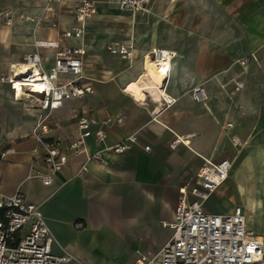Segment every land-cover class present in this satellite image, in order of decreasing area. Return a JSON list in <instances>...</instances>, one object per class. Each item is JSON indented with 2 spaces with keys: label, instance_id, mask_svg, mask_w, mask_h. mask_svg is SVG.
<instances>
[{
  "label": "crops",
  "instance_id": "1",
  "mask_svg": "<svg viewBox=\"0 0 264 264\" xmlns=\"http://www.w3.org/2000/svg\"><path fill=\"white\" fill-rule=\"evenodd\" d=\"M95 1L97 13L77 39L61 37L77 24L71 0L53 2L49 20L39 27L28 18L40 15L47 0H0V13L6 6L14 10L10 26L0 15V76L29 67L32 54L41 69H50L55 50L36 47L35 38L86 44L82 82L92 92L43 112L50 127L45 140L74 139L80 116L92 117L94 129L107 114L126 116L120 124L102 125L104 143L87 138L88 150H101L105 162L91 160L87 171L76 175L84 156H71L44 185L31 175L46 171L44 151L32 136L40 110L15 99L10 84L0 81L2 191L19 189L39 204L54 237L53 253L72 257L65 264H130L138 255L152 257L170 238L166 224L173 221L179 189L196 181L204 159L229 158V174L204 208L230 213L240 205L247 226L264 240V0H149L134 14ZM128 41L134 44L131 58L106 49ZM154 48L172 55L158 87L150 84L145 67ZM70 78L60 75V80ZM237 81L243 86L231 94ZM194 86L203 88L204 101L192 98ZM165 95L176 100L162 107ZM228 121L232 128L225 127ZM231 133L245 140L238 150L229 141ZM129 134L138 139L131 149H104ZM176 136L182 142L170 148ZM77 221L83 226L76 227Z\"/></svg>",
  "mask_w": 264,
  "mask_h": 264
},
{
  "label": "built area",
  "instance_id": "2",
  "mask_svg": "<svg viewBox=\"0 0 264 264\" xmlns=\"http://www.w3.org/2000/svg\"><path fill=\"white\" fill-rule=\"evenodd\" d=\"M60 1L62 0H47L43 12L28 19L35 27L41 26L44 21L49 20L51 4ZM71 1V11L77 24L64 30L61 37L81 39L85 22L97 13V3L95 0ZM106 2L120 11L134 14L145 10L149 0ZM0 15L3 25H12L14 10L11 6L4 7ZM50 25L56 27L57 22L53 20ZM34 45L55 50L54 62L50 69H41L37 55L32 54L28 57L31 62L28 68L2 75L0 81L10 84L15 99H22L40 110L32 136L44 151L42 161L46 165V171H37L31 175L38 177L42 184L49 185L53 182L54 173L60 170L71 156H84V162L76 171V175H83L87 171V163L91 160L105 162L101 150H88L87 138L93 137L96 142L104 143L107 133L102 125L120 124L126 116L122 112L107 114L97 129L93 128L96 121L92 117L80 116L74 139L67 143L45 140L43 134L48 132L50 127L44 121L43 112L59 108L65 100L92 92V87L89 83L82 82L86 49L83 41L78 46H70L61 44L59 40L35 38ZM106 49L113 55L131 58L134 44L131 41L109 43ZM159 54L161 58L166 55L170 60L172 58L167 52L155 48L149 57L156 58ZM61 74H70L72 78L60 80ZM242 86L241 82H235L230 93L234 94ZM190 94L197 102L206 98L200 86L192 87ZM175 100V97L163 96L162 107L169 106ZM225 127L232 128L233 123L228 121ZM229 141L237 150L245 144V140L236 133L229 135ZM180 142L181 137L176 136L169 146L175 148ZM137 143L136 135L129 134L120 142L107 145L104 149L122 153ZM144 149L149 150L150 147L144 146ZM232 164L233 160L229 158L216 162L204 159L196 173V181L186 182L179 189L181 196L175 207L173 221L166 224L172 230L170 238L152 257L138 255L130 264H264V240L247 226L240 205L235 206L230 213H213L204 208V202L227 178ZM75 226L82 227L83 223L77 221ZM53 243L54 237L39 204L29 202L19 189L12 194H6L0 186V264H65L72 260L68 254L55 255L52 251Z\"/></svg>",
  "mask_w": 264,
  "mask_h": 264
},
{
  "label": "bare ground",
  "instance_id": "3",
  "mask_svg": "<svg viewBox=\"0 0 264 264\" xmlns=\"http://www.w3.org/2000/svg\"><path fill=\"white\" fill-rule=\"evenodd\" d=\"M146 76L150 80V84L158 87L164 76H167L170 64V58L166 55L161 58V55H157L156 58H146ZM28 68V67H27ZM23 68L22 71H24ZM163 93V92H162Z\"/></svg>",
  "mask_w": 264,
  "mask_h": 264
},
{
  "label": "rangeland",
  "instance_id": "4",
  "mask_svg": "<svg viewBox=\"0 0 264 264\" xmlns=\"http://www.w3.org/2000/svg\"><path fill=\"white\" fill-rule=\"evenodd\" d=\"M106 263H107V264H114V262H111V261H110V262H106Z\"/></svg>",
  "mask_w": 264,
  "mask_h": 264
}]
</instances>
